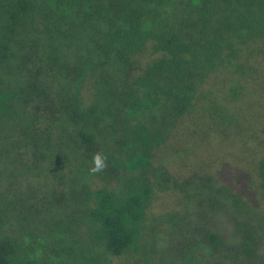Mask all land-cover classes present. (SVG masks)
I'll return each instance as SVG.
<instances>
[{
	"label": "trees",
	"instance_id": "trees-1",
	"mask_svg": "<svg viewBox=\"0 0 264 264\" xmlns=\"http://www.w3.org/2000/svg\"><path fill=\"white\" fill-rule=\"evenodd\" d=\"M92 1L0 0V264H49L46 236L74 231L48 199L71 168L115 257L150 248L159 176L203 221L192 264H264V0H190L171 21Z\"/></svg>",
	"mask_w": 264,
	"mask_h": 264
},
{
	"label": "rangeland",
	"instance_id": "rangeland-1",
	"mask_svg": "<svg viewBox=\"0 0 264 264\" xmlns=\"http://www.w3.org/2000/svg\"><path fill=\"white\" fill-rule=\"evenodd\" d=\"M53 3H68L71 0H48ZM91 3L92 0H74L75 8L78 5L82 8L83 4ZM99 2L109 0H96ZM123 1V0H119ZM190 0H136L135 5L140 7L141 4L148 3L151 6H160L164 11L163 16L169 21L176 15L175 11H181L187 8ZM88 4V5H89ZM135 6V7H136ZM180 9V10H179ZM67 170L61 180L54 179L56 191H51L48 197L49 201L54 200V194L58 192L57 202L50 205L60 214L61 217L67 218L64 214L66 211L72 216V232H66L62 226L55 236H46L45 242L48 248L40 249L37 252L40 259L49 264H192L189 254L188 244L193 231L191 225H203L202 219L195 214V206L186 197L180 193L172 191L173 181L170 188H166L162 177L158 176L156 196L152 202L149 211L147 225L148 232L151 235L150 247L147 251H139L131 255L115 257L111 255L104 245L91 239L85 226L84 215L82 214L83 187L89 183L87 177L82 173ZM74 171V172H73ZM169 184V183H167ZM66 189V192L62 191ZM62 193V194H60ZM64 228V229H63Z\"/></svg>",
	"mask_w": 264,
	"mask_h": 264
},
{
	"label": "clouds",
	"instance_id": "clouds-1",
	"mask_svg": "<svg viewBox=\"0 0 264 264\" xmlns=\"http://www.w3.org/2000/svg\"><path fill=\"white\" fill-rule=\"evenodd\" d=\"M92 166L89 168V173L96 175L103 172L107 168V156L102 152H95L92 154Z\"/></svg>",
	"mask_w": 264,
	"mask_h": 264
}]
</instances>
